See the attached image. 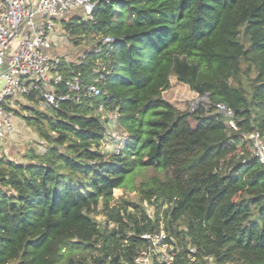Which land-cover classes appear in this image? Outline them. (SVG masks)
Returning a JSON list of instances; mask_svg holds the SVG:
<instances>
[{"label": "trees", "instance_id": "obj_1", "mask_svg": "<svg viewBox=\"0 0 264 264\" xmlns=\"http://www.w3.org/2000/svg\"><path fill=\"white\" fill-rule=\"evenodd\" d=\"M62 28L95 45L59 64L54 92L70 98L25 116L44 148L0 157V264H130L161 220L173 264H264V170L248 138L264 134V0H97ZM99 75L101 93L85 95ZM171 75L204 100L178 110L162 97ZM146 168L162 178L118 197Z\"/></svg>", "mask_w": 264, "mask_h": 264}, {"label": "built area", "instance_id": "obj_2", "mask_svg": "<svg viewBox=\"0 0 264 264\" xmlns=\"http://www.w3.org/2000/svg\"><path fill=\"white\" fill-rule=\"evenodd\" d=\"M96 4L97 0H0V145L15 132L17 111L25 113L31 107L47 111L58 101L70 98L54 92V85L62 82L63 76L58 68L62 59L54 51L53 37L59 34L58 25L62 27L69 14L91 19ZM111 41L109 36L101 39L102 44ZM99 76L84 87L85 95L97 97L101 93ZM65 84L75 97L80 90L79 79L72 78ZM216 108L229 118L233 115L223 104H216ZM228 125L235 128L232 120ZM248 138L250 152L264 170V134L252 131ZM141 237L148 245L137 252L130 264H173L178 249L163 227ZM194 252L188 246L192 261Z\"/></svg>", "mask_w": 264, "mask_h": 264}, {"label": "rangeland", "instance_id": "obj_3", "mask_svg": "<svg viewBox=\"0 0 264 264\" xmlns=\"http://www.w3.org/2000/svg\"><path fill=\"white\" fill-rule=\"evenodd\" d=\"M73 16L75 15L69 14L66 16L65 21H68ZM58 33L59 34L53 37L54 51L58 57L67 62L77 60L83 51L95 45V41H93L90 37L84 38L81 43L76 44V42L69 37V35L60 25H58ZM169 79L170 86L162 91V97L175 106L178 110H191V108H196L204 100V97H200L187 85L178 82L173 75H171ZM2 84L3 82L0 80V88ZM16 114L15 132L13 135L6 138L3 143H1L0 157L4 160L28 162L27 154L29 150L31 148L42 150L45 144L38 137L37 132L26 123L25 116L30 115L29 111L24 113L23 110H19L16 112ZM133 174V177H131L130 180H128V182H126V184L120 188L118 197L137 199L138 196L134 192V188L139 182L147 181L154 177L162 178L163 176L162 171L153 168L136 170V172ZM144 207L150 215L153 214L154 209L151 205L144 202ZM159 214L161 215V212ZM93 217L95 221L101 226L106 220L105 216L101 212L94 214ZM164 226L165 222L161 220L160 227L162 228ZM85 254L74 252L72 256L78 257ZM67 256H69V253L65 252V258ZM209 264L213 263L209 262Z\"/></svg>", "mask_w": 264, "mask_h": 264}, {"label": "crops", "instance_id": "obj_4", "mask_svg": "<svg viewBox=\"0 0 264 264\" xmlns=\"http://www.w3.org/2000/svg\"><path fill=\"white\" fill-rule=\"evenodd\" d=\"M81 55V54H80ZM15 121H16V119H15Z\"/></svg>", "mask_w": 264, "mask_h": 264}]
</instances>
